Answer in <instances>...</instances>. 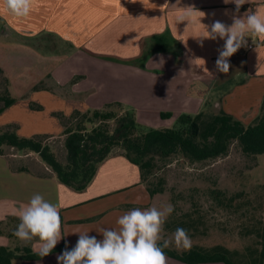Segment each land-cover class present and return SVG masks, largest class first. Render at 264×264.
<instances>
[{
	"label": "crops",
	"instance_id": "0c3cea01",
	"mask_svg": "<svg viewBox=\"0 0 264 264\" xmlns=\"http://www.w3.org/2000/svg\"><path fill=\"white\" fill-rule=\"evenodd\" d=\"M257 6L264 8V0H248L239 15ZM188 7L205 13L201 19L204 25L216 20L231 25L232 15L236 14L231 0H33L27 18H14L0 11V41L4 43L0 47L17 53L15 60L22 58L25 70L31 68L27 63L36 59L37 64L46 67L43 78L47 80L51 73L54 80H64L69 85L74 77L84 74L80 88H72L69 97L56 85L54 91L46 88L34 93L27 107L26 103L15 102L0 115V127L14 128L25 138L54 137L59 131L63 135L64 123L75 112L101 110L112 101L134 109L138 122L148 129H158L155 125L162 122L171 126L183 114L207 111L252 120L264 102V41L250 37L253 47L246 53L234 54L229 59V72L221 73L215 61L224 41L205 39L201 47L197 37L203 34L204 27L198 23L199 13L192 16L190 23L178 21L184 13L195 11ZM45 38L54 42V49ZM8 39L14 43L8 44ZM149 43L157 44L155 49L152 47L157 51L143 59V68L122 65L114 66L115 72H106L113 63L106 62L105 57L135 61L144 55ZM36 50L45 55L39 56ZM7 58L12 60V55ZM2 61L0 68L8 74L10 85L26 78L21 70L11 68L9 61ZM34 111L39 115H30ZM12 163L7 156H0V175L14 168ZM41 165L32 163L23 166L29 172H20V167L8 173V189L2 196L7 199V209L0 210V246L35 248L37 242L32 245L11 238L20 222L18 209L35 193L60 205L64 237L56 247H74L79 235L73 233L79 231H89L90 236L102 239L98 231L116 228V220L124 212L151 206L140 170L121 150L112 152L82 192L64 186L48 167ZM94 217L99 218L84 223ZM61 254L21 264H58ZM170 260L167 258V264H181Z\"/></svg>",
	"mask_w": 264,
	"mask_h": 264
},
{
	"label": "rangeland",
	"instance_id": "374dc122",
	"mask_svg": "<svg viewBox=\"0 0 264 264\" xmlns=\"http://www.w3.org/2000/svg\"><path fill=\"white\" fill-rule=\"evenodd\" d=\"M8 30L7 33L9 34ZM2 36L4 37L5 35ZM45 41L50 44L51 49H54V42L52 40L45 38ZM0 43L3 42L0 41ZM12 43L14 41L8 39V44ZM156 46L157 44L155 43H149L144 55L137 60L135 59V61L133 59L124 60L115 57H105L106 62L113 63V66H109L111 70L107 67L106 72H115L117 71L115 67L122 65H132L139 69L143 68V59L157 51L154 50ZM46 51L49 54L50 51L48 49ZM164 51H168V48H164ZM36 52L39 56L41 54L42 56L45 55L40 50H36ZM8 54L12 55L13 61L7 58ZM16 56L17 53L12 54V52H7L6 49H3L2 46L0 47V59L3 60L2 62L9 61L11 68H16V71L21 70L26 76L25 79L11 82L10 85L7 79L8 74L0 68V108L3 106L1 99L6 89L9 90V87L12 97L16 99V102L26 103L27 107L29 106L28 102H30L32 95L40 90L50 89L54 91L57 85L61 88L62 94L69 97L71 94L70 90L72 88L78 90L80 88L78 87L79 83L84 80V74L77 75L71 80L69 85L64 80H54L51 73L46 76V80L42 77L46 72L44 64H37L38 61L35 59L27 63L28 67L31 68L25 70L23 68L24 63L22 62V58L16 61ZM64 65L67 66L68 63L64 62ZM47 66L49 68L50 65ZM105 66L107 65L105 64ZM110 104L122 103L112 101L107 105ZM123 106L126 107V105ZM115 110L118 111V108H115ZM217 112L207 111L204 113V117L211 119L216 115H220ZM263 113L264 104H262L255 118L263 115ZM45 114L50 115L49 112H45ZM30 115L35 116L39 115V113L34 111ZM253 119H246L243 122L249 124ZM68 122L66 120L65 124L68 125ZM1 124L2 122H0ZM168 124L170 123L162 122L155 125V128H173L176 123L171 126ZM13 129L11 128L10 130ZM19 130H22V128L19 127ZM61 133L59 131V133H56V136L44 137L42 140L45 145L53 149L62 162H65L66 150L64 140L66 136L61 135ZM3 149L5 156L14 163L15 169L32 163L42 164L41 166L44 164L48 167L36 153L19 152L10 147H4ZM118 150L115 149L113 153ZM156 160V169L143 181V185L146 189L151 188L161 191L151 199V206L162 208L165 205L171 204L174 208V211L167 217L165 222L164 232L162 233L163 237L171 238L176 228L181 227L187 230L192 240L191 248L196 246L204 248H211L218 245L224 246L230 251L238 253V256H235V260L239 264H249L248 262L253 257H256L262 249L260 231L264 223V155L247 156L234 143L228 156L214 161L190 163L180 155L168 158H157ZM14 168L10 167V171L8 172L10 175L13 172L15 173ZM48 170L52 171L49 167ZM8 173L0 175V210L2 208L7 209V199L2 196H5L6 190L8 189ZM98 218L88 219L84 223L95 221ZM14 237L13 235L11 236L12 239ZM36 242L34 240L31 243L34 245ZM170 248L178 252L187 251L177 249L174 245H171ZM173 262L178 263L177 261ZM14 264H21V262L15 261Z\"/></svg>",
	"mask_w": 264,
	"mask_h": 264
},
{
	"label": "trees",
	"instance_id": "16d2710c",
	"mask_svg": "<svg viewBox=\"0 0 264 264\" xmlns=\"http://www.w3.org/2000/svg\"><path fill=\"white\" fill-rule=\"evenodd\" d=\"M1 101L0 115L16 102L8 89ZM175 123L173 128L148 129L138 122L134 109L110 104L101 110L75 112L68 125L64 123L65 162L44 144V137H21L14 129L0 128V156H5L4 147L36 153L61 184L82 192L92 183L101 164L115 149L121 150L127 160L138 167L142 183L156 169L157 158L180 155L190 163L214 161L228 156L234 143L247 156L264 155V113L249 124L226 113L211 119H206L203 113L183 114ZM19 170L28 169L23 167ZM147 191L151 199L161 192L151 188ZM260 232L262 249L249 264H264V223ZM66 247L71 249L62 244L48 256L40 257L29 246H0V264L40 262L62 253ZM164 251L167 258L181 264H239L235 260L238 253L220 245L211 248L196 246L183 252L169 247Z\"/></svg>",
	"mask_w": 264,
	"mask_h": 264
},
{
	"label": "clouds",
	"instance_id": "9594fccd",
	"mask_svg": "<svg viewBox=\"0 0 264 264\" xmlns=\"http://www.w3.org/2000/svg\"><path fill=\"white\" fill-rule=\"evenodd\" d=\"M228 2L230 0H225V3ZM231 2L236 5L231 25L219 20L204 25L201 19L205 13L194 7L188 8L195 11L178 17V21L187 20L190 23L192 16L199 13L198 23L204 27L203 34L197 37L201 47L205 39L219 38L224 41L215 61L216 69L224 74L230 70L229 59L240 48L247 46L250 37L264 41V8L257 6L255 10L248 9L239 15L241 6L248 0ZM32 3L33 0H0V11L23 19L31 14ZM59 209V204L45 199L42 194H33L28 203L18 209L20 222L13 235L25 243L36 240L34 247L37 255L48 256L64 237ZM173 211L171 204L162 208H133L117 218L116 228H101L98 233L102 239L90 236L89 231L74 232L79 238L74 247L70 250L66 247L57 257L58 264H167L165 249L171 245L184 250L192 247V240L184 228H176L171 238L163 237L165 222Z\"/></svg>",
	"mask_w": 264,
	"mask_h": 264
},
{
	"label": "built area",
	"instance_id": "2783aa9c",
	"mask_svg": "<svg viewBox=\"0 0 264 264\" xmlns=\"http://www.w3.org/2000/svg\"><path fill=\"white\" fill-rule=\"evenodd\" d=\"M252 47H253L252 42L248 41L247 46H246V47H242V48H240L236 54H243V53H246V52L249 51Z\"/></svg>",
	"mask_w": 264,
	"mask_h": 264
}]
</instances>
